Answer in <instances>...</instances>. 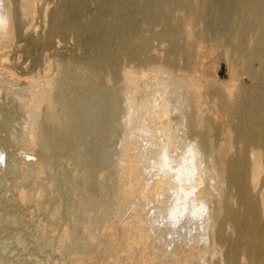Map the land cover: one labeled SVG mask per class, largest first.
<instances>
[{"label":"bare ground","instance_id":"bare-ground-1","mask_svg":"<svg viewBox=\"0 0 264 264\" xmlns=\"http://www.w3.org/2000/svg\"><path fill=\"white\" fill-rule=\"evenodd\" d=\"M216 1L228 17L219 27ZM123 2L118 56L104 75L85 69L90 87L109 84L114 63L140 71L126 67L115 90L98 89L102 107L84 127L77 120L89 113L78 117L49 65L34 76L10 62L8 48L29 36L34 0H0V264H264V0ZM64 16L52 20L55 35L83 30ZM209 43L241 59L250 79L212 89L213 102ZM18 122L26 127L16 132ZM119 128L128 133L113 164L114 212L80 210L95 182L84 173L78 184V137L89 133L87 155L104 160L112 145L100 133Z\"/></svg>","mask_w":264,"mask_h":264},{"label":"rangeland","instance_id":"rangeland-1","mask_svg":"<svg viewBox=\"0 0 264 264\" xmlns=\"http://www.w3.org/2000/svg\"><path fill=\"white\" fill-rule=\"evenodd\" d=\"M101 1L104 3H102ZM115 5H116V10L114 8ZM124 5H125V2H123V0H34V10L35 11L33 10L34 12L32 13V19H31L32 28L30 29L31 31L29 30L30 32L28 31V35H29L28 38H25L22 42L18 44H16L15 42L14 45L9 47L7 51L9 58H11L10 62L12 61V63L15 62L14 64H18V66L20 67L19 70L25 69L26 71L32 72L31 75L37 76L38 74L42 72V70L45 68L46 65H49V73L51 75L54 74L56 77L54 79L55 84H57L59 87L61 86V89L58 90V92L62 93L64 92L62 90H65V92L67 93L65 95L67 97L69 96L68 98L71 99L70 101L73 105V108L75 110L78 109L77 111H80L77 113L78 115L83 113L82 116H84L85 112H87V114L89 113L90 116L92 115L91 117H89V114H88V117L85 118L87 116V114L85 113L86 115L84 118L86 120L81 118L82 117L81 115L78 116L82 120L79 119L77 121H79V123L82 121V124L83 125L85 124L84 127H89L88 126L89 124L94 123L93 122L95 119L94 115H97L99 113L98 110H100L102 107L101 105L100 106L97 105V102L99 101V97H100L99 93L103 92L107 86H110L111 88L113 87V89L115 90L116 87L119 85L118 81L121 79L120 78L121 77L120 75L122 74L121 72L126 67L127 68H129V66L134 67V71L136 72L140 71L139 68L135 67L134 65H130L127 62H119L118 64L113 62L115 65L119 67L118 74L113 76L114 79L113 77H111L109 84H107L105 81L102 80L101 81L102 83L101 82L96 83L95 86L90 87V85L93 84V82L91 81L92 79L88 77L89 76L87 74L88 71L85 69L86 67L88 70L96 71L93 73L97 75L98 74L104 75L107 72V65H108L107 62L110 60V57L116 55V53L117 55L114 57L118 56L119 54V52L117 51L118 50L117 47L119 45L118 44L119 43V37H118L119 32L118 31L120 27L117 22L118 21L117 15H118V10L121 8V6L123 8ZM212 6L213 7H211V12H210L211 25L212 26L214 25V27L222 26L227 21V18H228L226 16L227 14L225 13V9L223 12L220 7V4L217 3V1ZM133 9H136V8L133 7ZM58 13L65 15L64 18L68 20L70 23L78 21L82 27L84 26L83 30L81 29L82 32L80 31L77 34L74 31L69 30L64 35H61V36L55 35V33L51 31V27H52V20L55 18L56 14ZM125 25H128V23H125ZM50 33L52 34V36L49 37V35H51ZM45 37L47 39H45ZM42 39L45 41V44L41 43ZM212 44L209 43L205 45V48L212 50V51L210 50L211 51L210 55H209V50H208L207 56L209 58L208 60L211 62L210 63V66H211L210 67V73H211L210 77L212 80L211 82H214V83L211 84L209 80L205 84V87L207 88L206 93L208 96V100L210 102H213L214 100L213 90L215 88H223V86H226L230 84L231 82L236 83V84L242 83L245 85L250 83L249 76H247V74H245L243 71L242 60L239 59L236 55L228 53L224 49L223 46H221L222 47L221 49L220 46H214ZM153 45L155 46H153L152 50L153 51L158 50L154 52H156V54H158L159 56H163L162 55L163 53L161 52L162 50L161 46L158 44H153ZM211 46H213V48ZM223 49L224 51L227 52V54L223 51ZM26 52H29L31 56H28ZM159 53H161V55ZM71 56H74V57H71ZM69 58H71V60H69ZM72 58H74L75 60L74 59L72 60ZM73 62H79V64H81V68L77 69L75 67V64H73ZM125 63L127 65H125ZM56 64L59 67H58V70L55 72L54 65ZM76 71H78V73ZM76 75L79 77H76ZM231 76L232 77L234 76L235 78L233 77V79L235 80L232 81ZM214 78L216 80H214ZM68 81L70 83H68ZM217 81L219 83H216ZM63 82H64V85H62ZM65 82L66 84L68 83L67 86ZM219 84L221 87L219 86ZM68 85L70 86L68 87ZM96 85H97V89H96ZM212 85L213 86L215 85V87H212ZM87 93L88 94L90 93V95H87ZM114 93L117 94L116 91ZM92 96L93 98H96V100L93 99ZM72 97H74V99H72ZM75 99H76V103L74 101ZM81 103H84V104H81ZM93 103H96V104L92 105ZM82 105L84 106V108H82L83 107ZM85 108H87L88 110ZM92 108H94L95 110ZM90 111H92L93 113H91ZM89 119H91L92 121L90 122ZM119 119H120L121 124L125 123V120L122 117V115L119 117ZM87 121L88 123H86ZM25 127H26L25 125H21L20 122H18L15 125V131L17 132L18 130L20 131L24 130ZM133 132L134 130H131V133ZM84 133L80 134L77 140L78 146H79L78 149L82 150L81 153L78 154L77 157H75L79 163L78 168H79L80 175L78 176V184L80 185V188L83 189L86 185H83L84 178L82 174L90 173L92 179L95 182V186H93L91 188L92 190L90 189V191L89 190L85 191L84 189L85 192L81 193L82 201L80 204L77 202L76 206L80 210L89 208L90 211H92V214L94 215L99 214V212L101 211H105V212L113 214L114 209H115V203H114L115 199L113 197L114 192L115 190H117L119 184L121 183L120 178L117 176V171L114 170L113 168V164L118 158L117 156L118 148L119 149L122 148V143L126 140L128 132L119 128L118 131L107 129L105 133L104 131L100 133L101 134L100 136L104 140L110 141L112 145V147L110 148L109 157L105 158L104 160L100 159L99 156L97 155L96 156L87 155L86 152L89 149L88 142L90 140V134L85 133L84 135ZM85 136L86 138H84ZM101 146L102 145L100 144H98V146L96 145V149L98 150L97 152H100V153L103 152V149ZM97 147H100V148H97ZM95 160L98 162H96ZM102 173L105 174V178L101 180L100 176ZM67 180H69V175L68 174H66L65 176L62 175L60 183L63 185L67 183ZM101 184L104 186V188H101ZM65 199H64L65 201L63 203V206L68 205V203L72 204L71 202L72 199L70 195L67 194L65 196Z\"/></svg>","mask_w":264,"mask_h":264}]
</instances>
